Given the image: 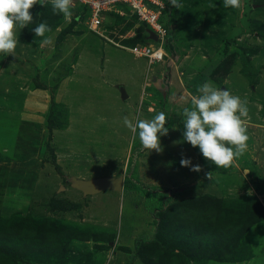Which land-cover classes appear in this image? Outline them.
Segmentation results:
<instances>
[{
    "label": "rangeland",
    "instance_id": "374dc122",
    "mask_svg": "<svg viewBox=\"0 0 264 264\" xmlns=\"http://www.w3.org/2000/svg\"><path fill=\"white\" fill-rule=\"evenodd\" d=\"M23 2L19 27L10 11L0 22L22 50L0 53L15 61L1 67L0 154L33 164L26 182L38 169L28 199L0 196V223L19 228L0 264H129L140 239L155 241L150 264H264V219L205 243L172 223L156 235L160 212L191 198L235 221L245 204L264 210V0H168L171 49L154 64L127 50L151 42L126 10L102 38L80 0ZM126 173L145 192L77 188Z\"/></svg>",
    "mask_w": 264,
    "mask_h": 264
},
{
    "label": "trees",
    "instance_id": "16d2710c",
    "mask_svg": "<svg viewBox=\"0 0 264 264\" xmlns=\"http://www.w3.org/2000/svg\"><path fill=\"white\" fill-rule=\"evenodd\" d=\"M5 0H1L0 6L4 3ZM172 10L169 13L168 24L167 26V36H166V43L165 49L167 52L171 49L170 47V39H171V32L170 28L172 25V12L174 11L175 4H172ZM85 7V6H84ZM86 9V7H85ZM86 11V10H85ZM134 19V18H133ZM135 20V19H134ZM136 21V20H135ZM143 27L145 31V27L143 25L139 26ZM231 43V40H226L224 43V51L228 53V48ZM200 79V80H199ZM198 81V83H197ZM200 81V82H199ZM205 82V76L201 74V76L195 77L188 83V87L195 86L196 88L200 87ZM160 130V129H159ZM54 169L60 175V168L54 163V157L52 160ZM128 172V171H127ZM145 192V189L142 188L136 181V179L129 176V173H126L123 179V192L127 193H134V192ZM166 196L163 195V198ZM162 205H164V200L162 201ZM177 205V206H176ZM173 208L168 207L163 212H160L161 215V223L157 225L156 235H162L164 225L172 223L175 224L174 228L177 227H189V230L192 232H199L200 239L202 242H207L209 240L217 241L218 238H223L226 235H229L232 232V226L234 222L236 225H252L257 221H261L264 219V210L259 204L246 205L245 204V211L242 213H238V217L236 221L234 220V213L231 208H225V206L220 205V202L217 200L209 199V198H191L188 199L180 204H176ZM254 208L256 212H250ZM242 218V223L240 219ZM8 220L2 221L0 223V241H6L12 235L15 237L14 233L17 232L19 229L16 227L13 231L11 230L15 223L5 224ZM17 229V230H16ZM160 230L162 234L160 233ZM185 243L184 241H181ZM201 242H199L198 249L201 246ZM155 241L154 240H136L135 241V252L129 262L131 264L135 260L142 261L144 264H150L149 261L146 260V255L154 254L155 252Z\"/></svg>",
    "mask_w": 264,
    "mask_h": 264
},
{
    "label": "built area",
    "instance_id": "2783aa9c",
    "mask_svg": "<svg viewBox=\"0 0 264 264\" xmlns=\"http://www.w3.org/2000/svg\"><path fill=\"white\" fill-rule=\"evenodd\" d=\"M86 7V28L99 37L103 36L102 26L112 13L123 15L126 10L138 26L143 25L144 33L152 32L156 41L150 39L149 45H134L127 49L136 58H145L149 64L162 61L165 55L167 36L166 18L169 14L168 0H80ZM172 5V4H171Z\"/></svg>",
    "mask_w": 264,
    "mask_h": 264
},
{
    "label": "crops",
    "instance_id": "0c3cea01",
    "mask_svg": "<svg viewBox=\"0 0 264 264\" xmlns=\"http://www.w3.org/2000/svg\"><path fill=\"white\" fill-rule=\"evenodd\" d=\"M27 4H25V2H23V0H6V2L4 3V5H2L1 10H0V22L3 21V12L5 11L6 13H8V11H10L13 15L18 17L17 20V26L19 27L20 22L19 19L21 18L20 16H24V14L26 15V11H28L26 9ZM25 17V16H24ZM10 21V20H9ZM12 23V22H11ZM4 27L1 25L0 23V28ZM17 44H19V42L17 41V39L13 38H8L5 35L0 33V53L6 54L8 56L11 55H15L17 53H20L22 50L21 48H18L20 46H18ZM0 54V55H1ZM8 58V57H7ZM13 58V57H12ZM9 59H11V57H9ZM3 60L5 61V63H8V65L10 64H15V61L13 59L11 60H7L4 59L2 57H0V74H1V67H2V62ZM3 68V67H2ZM194 79V78H193ZM192 79V80H193ZM4 162V163H3ZM2 163L5 164H14L16 167L14 168V172L13 169H3V165ZM32 166L33 164L29 163H18L16 162L14 159H10L8 160L7 158H5L3 156V154H0V196L3 197H8V198H14V199H28L31 195L30 193V189L33 188L34 186V182L37 179V169L38 166H35V174L31 175L32 179H29L27 182L25 181V177H23V172H25V170H27L28 168H30V166ZM17 168V169H16ZM28 171V170H27ZM31 171V169H29V172ZM24 181L26 183H28L29 185H25ZM17 183V188L16 187H12L10 186L9 183ZM18 190L16 195H12L13 191ZM7 209H10L9 207ZM3 210H6L5 208ZM12 213V212H11Z\"/></svg>",
    "mask_w": 264,
    "mask_h": 264
},
{
    "label": "water",
    "instance_id": "95a60500",
    "mask_svg": "<svg viewBox=\"0 0 264 264\" xmlns=\"http://www.w3.org/2000/svg\"><path fill=\"white\" fill-rule=\"evenodd\" d=\"M149 39L156 41V37L152 32H148ZM121 91V98L125 99L126 95L122 90ZM77 188L83 192L85 195H94L100 193L105 190H113L117 192H121L123 190V178H101L92 180L89 182H78Z\"/></svg>",
    "mask_w": 264,
    "mask_h": 264
},
{
    "label": "bare ground",
    "instance_id": "6f19581e",
    "mask_svg": "<svg viewBox=\"0 0 264 264\" xmlns=\"http://www.w3.org/2000/svg\"><path fill=\"white\" fill-rule=\"evenodd\" d=\"M113 179H115V178H113Z\"/></svg>",
    "mask_w": 264,
    "mask_h": 264
}]
</instances>
